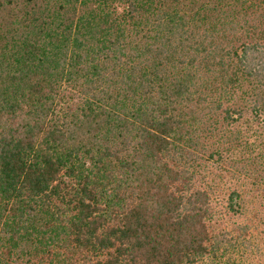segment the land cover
I'll return each mask as SVG.
<instances>
[{
	"label": "trees",
	"instance_id": "1",
	"mask_svg": "<svg viewBox=\"0 0 264 264\" xmlns=\"http://www.w3.org/2000/svg\"><path fill=\"white\" fill-rule=\"evenodd\" d=\"M1 13L0 264L223 262L212 168L264 186V0Z\"/></svg>",
	"mask_w": 264,
	"mask_h": 264
},
{
	"label": "rangeland",
	"instance_id": "2",
	"mask_svg": "<svg viewBox=\"0 0 264 264\" xmlns=\"http://www.w3.org/2000/svg\"><path fill=\"white\" fill-rule=\"evenodd\" d=\"M4 14H0V29ZM240 165L217 164L208 179L213 187L214 225L223 230L233 246L226 250L223 262L206 264H264V186L239 175ZM239 194L235 211L227 208L229 195ZM246 230V233H243ZM241 234V235H239Z\"/></svg>",
	"mask_w": 264,
	"mask_h": 264
}]
</instances>
